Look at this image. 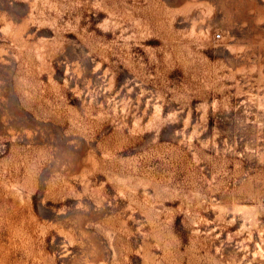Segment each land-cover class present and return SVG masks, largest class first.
Here are the masks:
<instances>
[{
  "label": "rangeland",
  "instance_id": "374dc122",
  "mask_svg": "<svg viewBox=\"0 0 264 264\" xmlns=\"http://www.w3.org/2000/svg\"><path fill=\"white\" fill-rule=\"evenodd\" d=\"M0 264H264V0H0Z\"/></svg>",
  "mask_w": 264,
  "mask_h": 264
},
{
  "label": "built area",
  "instance_id": "2783aa9c",
  "mask_svg": "<svg viewBox=\"0 0 264 264\" xmlns=\"http://www.w3.org/2000/svg\"><path fill=\"white\" fill-rule=\"evenodd\" d=\"M215 37H216V39L217 38L219 39L221 37V34L220 33H217Z\"/></svg>",
  "mask_w": 264,
  "mask_h": 264
}]
</instances>
